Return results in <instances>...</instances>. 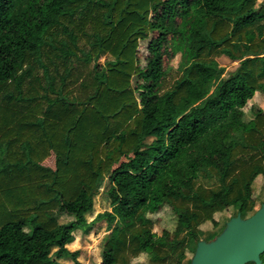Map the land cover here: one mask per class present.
I'll return each instance as SVG.
<instances>
[{
  "label": "trees",
  "instance_id": "trees-1",
  "mask_svg": "<svg viewBox=\"0 0 264 264\" xmlns=\"http://www.w3.org/2000/svg\"><path fill=\"white\" fill-rule=\"evenodd\" d=\"M257 1L0 0V264H81L66 246L107 178L113 211L98 217L116 224L101 264L141 252L181 264L215 213L249 217L264 178V110L245 112L264 96ZM151 31L141 67L138 42ZM81 35L94 40L87 53ZM170 36L186 63L162 90ZM103 52L113 60L101 66ZM80 54L81 71L68 64ZM223 58L238 65L228 72ZM164 208L176 226L159 235L151 217Z\"/></svg>",
  "mask_w": 264,
  "mask_h": 264
},
{
  "label": "rangeland",
  "instance_id": "rangeland-1",
  "mask_svg": "<svg viewBox=\"0 0 264 264\" xmlns=\"http://www.w3.org/2000/svg\"><path fill=\"white\" fill-rule=\"evenodd\" d=\"M257 8L264 6V0H258L256 4ZM152 14L149 18H152ZM80 18V17H78ZM83 33L92 34L90 25H87ZM155 31L148 33L146 39H140L138 42L137 48V57L140 60V66L143 67L145 62L144 59L147 56V46L149 42L154 38ZM90 43H87V39L83 35L79 36L78 46L84 52H89L91 49V43L94 42L93 39L90 40ZM164 58V70L165 76L162 79V90H166L171 86L182 74V67L186 63V60L183 56V53L178 50L175 39L170 36L167 40V43L164 47L163 52ZM113 60V57L103 52L96 63L104 66L106 62ZM57 58H53L49 61L45 59L50 65V72L54 75H57ZM222 66H224L228 72L234 70L238 65L237 63H230L227 59L223 58L220 60ZM69 67L82 70L83 65V56L82 54L79 57L72 58L71 62L68 63ZM38 75L42 76V71H38ZM143 84V82L138 78L137 75L133 76L131 80V87L135 90V95L138 96L137 88ZM26 88V85H25ZM253 104H257L264 110V96H257L254 101H252L248 107L245 108L246 119L250 120L251 107ZM204 188L211 189L217 186V183L212 180H201L199 182ZM112 183L110 180L105 179L102 188L99 191V194L94 198L93 210L91 213L86 215L87 226L86 228H77L73 231V242L68 244L66 247L72 252H79L78 261L81 264H101L103 261V255L105 252L106 244L111 236V232L115 227L116 222L110 224L107 221L106 217H98L100 214H105L106 212L113 211L112 199L110 197V189ZM254 189V200L256 202L255 209L252 213L248 214L250 217L253 213L256 212L260 205L264 203V178L259 176L255 179L253 183ZM237 211L233 208L226 209L221 212H217L213 216V221H208L200 226L202 230L201 239L205 241L214 240L225 228L226 223L233 217L237 216ZM156 222L155 232L159 235L162 234L163 230L173 231L176 226V218L171 213L170 209L164 208L160 214L151 217ZM74 219L68 215H61L59 217V222L61 224H69ZM197 247L196 241L189 242L184 249L185 258L181 264H190L194 256L195 250ZM176 254H172L170 259L166 264H176L175 260ZM64 264H73L71 261H61ZM130 264H152L150 256L147 252H141L138 256H133L131 258Z\"/></svg>",
  "mask_w": 264,
  "mask_h": 264
},
{
  "label": "water",
  "instance_id": "water-1",
  "mask_svg": "<svg viewBox=\"0 0 264 264\" xmlns=\"http://www.w3.org/2000/svg\"><path fill=\"white\" fill-rule=\"evenodd\" d=\"M264 203L250 217L231 218L212 241L201 240L190 264H262Z\"/></svg>",
  "mask_w": 264,
  "mask_h": 264
}]
</instances>
